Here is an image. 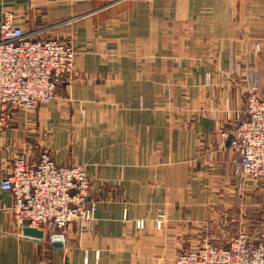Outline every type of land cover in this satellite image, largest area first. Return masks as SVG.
Returning a JSON list of instances; mask_svg holds the SVG:
<instances>
[{
    "label": "crops",
    "instance_id": "1",
    "mask_svg": "<svg viewBox=\"0 0 264 264\" xmlns=\"http://www.w3.org/2000/svg\"><path fill=\"white\" fill-rule=\"evenodd\" d=\"M97 2L0 0V15L15 8L26 31L45 28L35 36L73 42L79 76H65L47 105L11 112L0 133V179L12 170L16 149L32 163L45 146L56 162L84 166L96 198L92 232L70 224L35 238L16 225L12 195L0 188V264H172L166 260L182 250L183 232H197L211 205L236 200L231 151H219L214 165L200 157L210 146L226 145L221 133L232 128L224 115L206 109L221 108L225 96L233 109L240 107L250 85L243 68L259 78L264 94V0L130 2L52 26ZM231 54L244 76L232 83L224 79ZM256 202L264 212V196ZM160 212L166 219L157 231ZM137 218L145 219L143 230L136 229ZM55 233L64 238L61 247L52 244Z\"/></svg>",
    "mask_w": 264,
    "mask_h": 264
},
{
    "label": "built area",
    "instance_id": "2",
    "mask_svg": "<svg viewBox=\"0 0 264 264\" xmlns=\"http://www.w3.org/2000/svg\"><path fill=\"white\" fill-rule=\"evenodd\" d=\"M45 28L26 31L10 8L0 15V129L15 110H35L49 103L57 85L71 72L74 46L54 37H38ZM230 148L235 167L245 174L264 176V98L251 94L237 115ZM12 195L9 209L17 225L64 230L73 220L93 222L96 201L90 195L85 171L75 164L56 162L47 150L28 163L14 151L12 170L0 179ZM161 219L157 220L160 226ZM138 227L143 226L137 221ZM175 264H264V234L255 238L239 232L225 245L204 239L175 257Z\"/></svg>",
    "mask_w": 264,
    "mask_h": 264
},
{
    "label": "rangeland",
    "instance_id": "3",
    "mask_svg": "<svg viewBox=\"0 0 264 264\" xmlns=\"http://www.w3.org/2000/svg\"><path fill=\"white\" fill-rule=\"evenodd\" d=\"M97 1H98L97 4L94 5L93 8H91L90 10L72 15L62 20H59L52 26L54 27V26H64V25H69V24H75L78 22L85 21L86 19H89L93 17L95 14H98L100 12L108 11L112 8H118V7L120 8L121 6L127 3H130V2H134V3H140L143 1L152 2L153 0H97ZM40 4H43V3H40ZM5 8H10L16 11V9L11 6H6ZM121 17H123V13H121ZM119 20H120V17H119ZM54 38L58 40H62L57 37H54ZM63 41L69 42L74 46L75 51H76V54H75V57H76L78 50L75 44L69 40L67 41L63 40ZM253 48L256 51L260 49L257 43L253 45ZM231 59L232 61L230 62V65L233 66L231 70V75L224 78V79H228V82L230 83L234 82V80H240L242 77H244L240 75V72H238L239 68L238 66L236 67L237 62L236 61L234 62L233 54H231ZM242 70L247 74L248 79L250 80V85H246L247 87L244 88L243 92L245 95V100L243 99V103L240 105V107L233 109L230 106L229 97L227 98V96H225L224 100H222L221 108L213 105V106H209V109H206V112L210 113L212 116L221 114V115H224V118L227 121L232 122V128L228 132L223 131L221 133L223 136L222 139H224L225 137L226 139H228L229 136H231V139H232L233 131L236 129V127L240 123V121L237 118V115L242 113V111H244L246 101L251 94H256L260 98H264V94L260 93L258 89V85L255 80L259 78L253 77V75H251L252 73L251 69L243 68ZM66 77H68V79L70 80L71 79L78 80L79 78V76L75 72V58H74V63L71 68V72ZM184 79H185V76H182V82H181L182 86H186L185 85L186 82ZM209 79H210L209 77H205L206 82H208ZM166 87H167L166 83L161 84L160 86L161 96H164V94L166 93ZM54 100L57 101V99H54ZM44 105H47V104H44ZM168 107H169V104H168ZM76 109L78 108L76 107ZM8 122L3 126L4 128L7 126ZM4 128L0 129V133L4 130ZM230 144H231V141H230ZM230 144L229 146H226L225 142L223 141L221 144L218 143L217 144L218 146L216 148H215V145L210 146L209 148L201 152L202 154L200 157L202 158V161L204 163L214 165L216 164L215 163L216 154H218L219 151L227 149V148L231 151L232 157H231L230 162L233 168L234 177L238 178L237 182L239 183L237 184L238 191L236 193V200L234 201L233 204H230L228 206L211 205L210 207L212 208L211 210H209L208 216L206 217L205 221L199 223L196 226L198 229L197 232H194V231L190 232V230L188 232H183L182 250L176 251V253L168 257L166 261L168 262L170 261L172 264H175L174 259L175 257L178 256V254L184 252L185 250L193 248L194 246L198 245L204 239L208 240L209 242H211L212 244L216 246H220V245H225L230 238L234 237L239 232H247L248 236L253 237V238H255L256 236H262L264 234V212H263L262 206L259 203L257 204L256 202L258 198L264 196V194L260 196V193H258L257 191V188L260 185V183H263L262 186H264V176L260 178L250 176L242 172L237 167H235V163L233 162L234 155H233V151L230 148ZM19 150L23 151L26 154V151L24 149H16V151H19ZM43 150H47L50 153L51 157L54 159L53 152H50L49 149L46 148L45 146H43L42 151ZM69 164L78 165L85 171L84 166L81 164H78L76 162H70ZM86 176H87L88 181L90 182V195H91L92 194L91 193V180L89 176L87 175V173H86ZM91 197L93 200L96 201V198L93 195ZM126 216H127V213H126V210L124 209L123 217L126 219ZM158 219H161L160 226L157 225ZM165 219H166V214L163 212H160L157 216L154 217L155 230L158 231L162 228V225ZM137 221H142L143 226L138 227L136 225ZM71 224H76L78 229L82 230L83 232L85 231L92 232L96 226V211L94 213L93 222L91 224H86L83 220H78V219L73 220ZM134 225L136 229L143 230L145 227V219L144 218L135 219ZM46 231H52V230H46V229L43 230V232H46ZM53 231L61 232L62 230L55 229Z\"/></svg>",
    "mask_w": 264,
    "mask_h": 264
},
{
    "label": "water",
    "instance_id": "4",
    "mask_svg": "<svg viewBox=\"0 0 264 264\" xmlns=\"http://www.w3.org/2000/svg\"><path fill=\"white\" fill-rule=\"evenodd\" d=\"M231 141V136L228 137L227 141H226V146H229ZM28 222H24L22 225V232L24 235L27 236H32L35 238H42L44 233L43 230L35 228V227H31L28 226L27 224ZM51 240H52V244L53 246L56 247H61L63 245L64 242V238L62 237V235H60L59 233H55L51 236Z\"/></svg>",
    "mask_w": 264,
    "mask_h": 264
}]
</instances>
